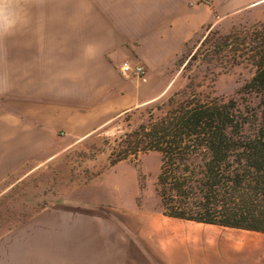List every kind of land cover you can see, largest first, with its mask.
Listing matches in <instances>:
<instances>
[{"label":"crops","instance_id":"1","mask_svg":"<svg viewBox=\"0 0 264 264\" xmlns=\"http://www.w3.org/2000/svg\"><path fill=\"white\" fill-rule=\"evenodd\" d=\"M41 1L43 29L37 30L38 39L33 41L27 26L16 29L22 12L12 11L8 33L24 35L25 54L0 58V163L2 132L4 145L15 153L17 131L26 132L23 145H28L27 131L37 121L35 169L56 158L59 133L72 147L122 115L160 100L174 83L172 68L195 37L264 3L213 0L211 7H191L188 0ZM16 2L22 7L24 0ZM126 60L145 66L146 82L119 73ZM2 67H7L4 75ZM2 77L15 91L5 106ZM107 172L87 185V202L93 206L116 199L115 212L93 216L90 264H264V233L144 210L136 203V176L126 187L111 181Z\"/></svg>","mask_w":264,"mask_h":264},{"label":"rangeland","instance_id":"2","mask_svg":"<svg viewBox=\"0 0 264 264\" xmlns=\"http://www.w3.org/2000/svg\"><path fill=\"white\" fill-rule=\"evenodd\" d=\"M16 1L11 0L6 4L5 13L0 16L1 61L10 58V55L13 59L25 54L24 43L21 41L24 40V35L14 36L8 33L12 21L9 15L12 11L22 12L15 27L20 31L19 28L27 26V30L33 31L34 42L39 37L37 30L41 32L43 29L44 3L41 0H24L21 7V4L16 6ZM262 23L264 24V3L226 21L215 23L195 37L185 53L177 59L170 72L174 75V83L164 97L151 105L122 115L109 127L72 147H69L68 141L60 139L63 133H59L56 158L42 163L39 169H35L38 163V122L34 121L33 130L27 131L30 134L28 145H23L26 132L17 131L18 145L15 153H12V148L4 145L2 132L0 264H90L92 235L89 228L93 216L115 212L116 199L108 205L105 203L93 206L87 202V185L107 171L111 181L127 184L126 187L130 186L133 176H136L140 183L136 203L144 210H162L158 192L161 156L155 152L141 153L111 167V152L118 147L125 132L131 133L140 124L147 123L148 110L190 84L186 75L191 74L194 84H199L196 93L204 101L222 98L233 100L242 108H257L258 97L249 95L246 91V85L255 70L247 63L233 64L224 53H215L213 47L225 43L229 44L230 50ZM209 33L211 35L208 42L202 45ZM26 36L30 38V35ZM208 49L212 53L205 56ZM198 50L189 65L190 72L184 75L183 65H187L190 56ZM4 69L7 67H2L1 75H4ZM3 80L2 77L1 102L5 106L15 91L10 90V84ZM36 94L34 92L31 96ZM154 114L158 116V112L155 111ZM102 154L103 163L96 164ZM115 196L121 201L119 189Z\"/></svg>","mask_w":264,"mask_h":264},{"label":"trees","instance_id":"3","mask_svg":"<svg viewBox=\"0 0 264 264\" xmlns=\"http://www.w3.org/2000/svg\"><path fill=\"white\" fill-rule=\"evenodd\" d=\"M228 49L225 43L213 47L233 64L247 63L255 70L246 91L258 97L257 108L199 98V84L186 75L198 50L183 65L190 84L148 110L147 123L124 133L110 165L158 153L163 215L264 233V24ZM211 53L208 49L205 56Z\"/></svg>","mask_w":264,"mask_h":264},{"label":"built area","instance_id":"4","mask_svg":"<svg viewBox=\"0 0 264 264\" xmlns=\"http://www.w3.org/2000/svg\"><path fill=\"white\" fill-rule=\"evenodd\" d=\"M212 1L213 0H188V4L191 7L202 4L211 7ZM119 70V73L128 80H136L143 83L147 81L146 68L140 63H131L126 60L121 63Z\"/></svg>","mask_w":264,"mask_h":264},{"label":"clouds","instance_id":"5","mask_svg":"<svg viewBox=\"0 0 264 264\" xmlns=\"http://www.w3.org/2000/svg\"><path fill=\"white\" fill-rule=\"evenodd\" d=\"M11 0H0V16H3L5 13V5L10 3Z\"/></svg>","mask_w":264,"mask_h":264}]
</instances>
